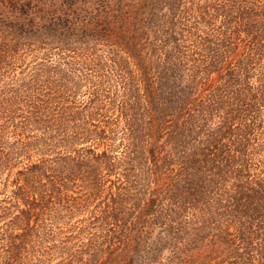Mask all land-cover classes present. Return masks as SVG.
Returning <instances> with one entry per match:
<instances>
[{"label": "trees", "instance_id": "trees-1", "mask_svg": "<svg viewBox=\"0 0 264 264\" xmlns=\"http://www.w3.org/2000/svg\"><path fill=\"white\" fill-rule=\"evenodd\" d=\"M0 264H264V0H0Z\"/></svg>", "mask_w": 264, "mask_h": 264}]
</instances>
